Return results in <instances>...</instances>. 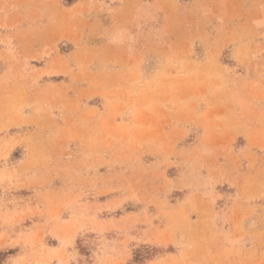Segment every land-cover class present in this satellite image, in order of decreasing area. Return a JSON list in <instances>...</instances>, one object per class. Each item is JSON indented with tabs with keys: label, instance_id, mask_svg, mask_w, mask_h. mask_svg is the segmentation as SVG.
I'll use <instances>...</instances> for the list:
<instances>
[{
	"label": "rangeland",
	"instance_id": "rangeland-1",
	"mask_svg": "<svg viewBox=\"0 0 264 264\" xmlns=\"http://www.w3.org/2000/svg\"><path fill=\"white\" fill-rule=\"evenodd\" d=\"M0 264H264V0H0Z\"/></svg>",
	"mask_w": 264,
	"mask_h": 264
}]
</instances>
